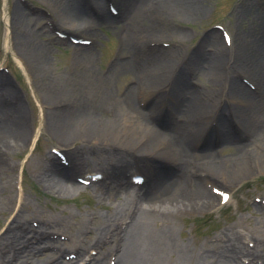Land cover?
I'll return each instance as SVG.
<instances>
[{
	"label": "bare ground",
	"instance_id": "6f19581e",
	"mask_svg": "<svg viewBox=\"0 0 264 264\" xmlns=\"http://www.w3.org/2000/svg\"><path fill=\"white\" fill-rule=\"evenodd\" d=\"M155 1V6L186 18L198 10L196 0ZM128 2L133 3L135 10H132L130 20L132 26L143 17L141 9L152 4L153 0ZM89 3L105 7L103 0H89ZM20 11L15 16H19ZM79 12L70 9L67 13L73 22L72 27L75 30L82 26L89 29L92 25L84 19L85 16L81 19ZM96 12L102 13L101 10ZM59 14L56 13L58 22L62 21ZM109 16L106 10L101 18L110 19ZM82 20L85 25L79 24L83 23ZM8 22L5 16L6 26H9ZM6 32L5 48L9 49L8 27ZM139 32V38L163 39L172 35L166 29L152 31L151 26ZM185 35L182 36L187 37ZM133 37L136 38L129 32L124 33V49L129 52L127 58L124 62L118 59L113 73L100 79V84L105 87L99 84L94 88L92 85L91 98L83 100L65 96V81L56 83L48 79L47 65H39L36 59L23 53L24 60L23 56L22 59L16 56L28 79L32 77L28 66L38 81L43 76L48 77L44 80L47 91L42 92V96L50 103L36 98L39 111L37 131L44 130L56 151L49 149L30 160L34 167L33 176L48 190L73 193L75 189L82 190L77 183L78 176L91 165L101 163L100 173L105 179L100 183L113 186L90 188L96 191L98 205L106 206L108 214L104 217L96 213L85 214L74 223V232L69 235L64 229L70 227V220L75 215L35 217L36 213L30 210L28 198L24 196L23 186L18 193L11 189L12 176L6 175L14 169V164L7 160V156L14 148L23 147L30 135L22 103L14 97L12 86L0 75V196L5 191L12 193L5 202L6 209L2 211L0 205V212L6 217L0 225V264H252L256 259L254 247L240 242L228 230L221 232L210 248L179 242L174 231L175 219L182 213L210 205L215 200L208 185L215 188L218 184L220 187L215 190L222 193L249 177L250 167H254L251 174L261 168L264 171V95L260 99L251 98L234 79L229 80L226 92L221 90L220 95V85L224 83L222 80L218 82L222 78V70L217 64L222 54L219 50L208 60L210 71L205 64L201 71L202 62L199 60L204 54L196 50L179 68L175 62L171 64L172 56L156 63L147 72H137L136 68L145 66L137 61L140 55L132 46L139 38L133 41ZM213 43L217 42L209 34L200 46ZM244 44V51L238 52L235 58L238 62L236 68L246 71L253 81L264 86V31L260 37ZM84 52L78 55L80 65L94 58L92 53ZM123 64L127 66L118 70ZM199 73L210 87H215L213 94H218L219 102L208 104L201 101L198 93L190 87L187 80ZM131 75L133 78L128 81L127 77ZM117 78L126 81L116 87L115 93L111 86ZM101 91L105 92L99 96ZM222 97H228L232 104L222 105L221 101L228 100ZM176 112L180 113L183 123L175 119ZM226 120H235L249 132L251 140L248 144H254V150H243L238 146L235 147L236 153L225 159L214 152L211 131L220 128L223 148L224 142L229 140L222 131ZM36 140L34 135L32 147ZM24 169L21 165V180ZM136 175L144 177V182L139 185L129 182V176ZM4 176L6 180H3ZM148 182L152 187H147ZM29 211L33 218L25 215L24 212Z\"/></svg>",
	"mask_w": 264,
	"mask_h": 264
},
{
	"label": "rangeland",
	"instance_id": "374dc122",
	"mask_svg": "<svg viewBox=\"0 0 264 264\" xmlns=\"http://www.w3.org/2000/svg\"><path fill=\"white\" fill-rule=\"evenodd\" d=\"M103 1L105 7L99 8L98 6H91L89 0H0V75L12 86L14 97H17L18 101L22 103L27 115L25 123L30 135L28 142L23 147H16L8 154L7 160L14 164V169L6 176H12L10 177V180L12 178V191L18 193L23 186L24 196L28 198L30 210L36 213L35 217L38 215L62 218L63 215H75L70 220V227L64 229L68 235L74 232V223L85 214L96 213L102 217L108 214L106 206L98 205V194L93 190L102 187V185L108 186L90 178L95 173L102 172L101 163L91 165L83 171L82 175L78 176L86 174L83 178L86 176L87 179L83 180L89 184L82 183L80 180L82 185L78 183L82 190L75 189L73 193L55 189L48 190L33 176L32 169L34 167L30 160L40 157L50 148L55 149L51 147L52 143L44 130L37 131L39 111L36 98L43 100L44 103H50L42 96V92L47 91V86L44 85L46 78L49 77L48 79L54 80L56 83L65 81L67 88L64 94L67 97L79 100L91 98L92 85L94 88L95 86L99 87L100 79L113 73V66H115L116 61L119 59L124 62L127 58L129 52L124 49V33L129 32L136 36V38L133 37L134 41L141 36L140 30L146 31L148 26H151L152 31L166 29L172 35L163 39L151 36L142 37L138 39L139 41L137 40L140 44L134 43L132 47L137 49L135 53L140 55L137 61L140 65L145 66L136 68L137 72L144 70L147 72L156 63L172 56H174V60L171 64L175 62L179 68L189 61L191 53L196 50L204 54L203 61L199 60L202 62L201 71L204 64L205 66L208 65L210 71L211 66L208 60L214 58L219 50L222 54L217 64L222 70V78L218 79V82L222 80L224 83V85L222 83L220 85L222 87L219 91L220 95H222V91L226 92L230 83L229 80L232 79L248 91L251 98L260 99L264 95V86L253 81L246 71L243 72L236 68L238 62L235 61L237 53L244 51L246 47L244 43L260 37L264 31V0H196L198 10H195L196 14L190 18L157 7L155 6L157 1L153 0L154 6L150 4L141 9L143 17L132 24L134 28H132V21H130L133 14L132 10H134L133 3H129V0ZM25 5L32 6L34 10L27 9ZM110 7L117 11L113 16L110 13ZM35 8L41 11H36ZM20 9L22 10L20 15L15 16ZM70 9L80 11L81 19L85 16L84 19L88 20L92 26L89 29L82 26L81 29L75 30L72 27L73 22L70 21L67 14ZM100 10L102 13L107 10L111 16H109L110 19L101 18L102 13L96 12ZM57 12L61 13L59 15L62 21L58 22ZM5 16L9 20V26H6ZM82 21L83 23L79 24L85 25V21ZM51 23L55 28H50L49 24ZM7 27L10 40L9 49L5 48ZM227 33L230 36V46L225 45V34ZM183 34H186L187 37H183ZM209 34L217 43L200 46V42L204 41L207 36L209 37ZM60 35L69 36L64 39ZM71 37L90 39L93 40V43H89V45L74 43L70 40ZM84 51L88 54L92 53L94 58H90L85 65H80L78 55L85 53ZM22 53L36 59L39 65H47L49 70L46 74L48 77L44 78L42 75V80L38 81L28 66V72L32 76L28 79L16 61V56L22 59ZM125 66L127 64L119 66L118 70ZM200 73L197 77L196 75L195 77L191 76L187 80L188 84L195 93H198L197 97H200L201 101L208 104H212L214 101L219 102L221 99H218V94H213L215 87H210V83ZM131 78H133L132 75L127 77V80L129 81ZM125 81L126 79L117 78L112 84L111 90L116 93V87ZM246 82L253 83L256 89H249ZM101 86L105 87L104 85ZM101 90L104 89L101 88ZM101 92L99 96H102L105 91ZM97 98L99 97L97 96ZM10 99L14 102L12 98ZM225 99L228 100L221 101L222 105L229 106L232 104L228 97ZM175 114L177 115L175 119H178L179 123H183V118L179 116L180 113L176 112ZM97 115L100 117V113ZM1 118L2 111L0 110ZM223 120L225 119L223 118ZM237 123L235 120H226V123L224 121L222 131L227 134L229 140L224 142L223 148H221L220 128L216 127L211 131L210 138L213 147H215L214 152L218 153L221 159L236 153L235 147L238 146H241L243 150H254V144H248V140H251L249 132ZM34 135H36L37 140L32 147L31 140ZM21 165L25 169L20 182L19 169ZM249 169V177L241 179L240 182L226 189L227 198H225L224 203L221 201V194L213 191V188L208 185V189L212 190L215 200L210 205L182 213L177 217L175 219V238L179 242L188 243L190 246L203 245L210 248L217 241L218 235L228 230L231 235L237 236L241 240H239L240 242L249 243L251 244L250 247H254L256 259L253 260L252 264L264 263V171L261 168L258 172L251 174L254 167ZM6 176L3 180H6ZM100 176L102 175L96 179L100 180ZM215 186L220 187L218 184ZM108 188H113V186ZM10 194L12 193L5 191L0 196L2 211L6 209L5 202L9 201ZM116 203L114 202V204ZM24 213L28 218L34 217L30 216V211L27 214ZM5 219L6 217L0 212V225ZM0 230H2V226Z\"/></svg>",
	"mask_w": 264,
	"mask_h": 264
}]
</instances>
